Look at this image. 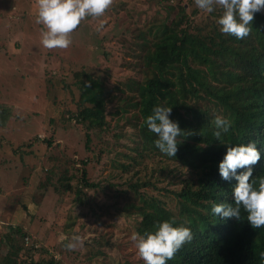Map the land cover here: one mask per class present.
I'll use <instances>...</instances> for the list:
<instances>
[{"label": "rangeland", "instance_id": "obj_1", "mask_svg": "<svg viewBox=\"0 0 264 264\" xmlns=\"http://www.w3.org/2000/svg\"><path fill=\"white\" fill-rule=\"evenodd\" d=\"M157 2L114 0L103 16L81 22L69 48L47 49L41 43V30L46 29L36 23L37 6L30 0H0V104L11 107L16 117L10 119L8 130L0 128V264H20L23 259L26 264H117L119 258L135 253V245L127 241L140 219L129 213L138 199L127 185L162 179L174 165H166L162 174L150 164L147 169L134 167V174L119 178L116 168L125 159L115 157V151L136 156L130 149L140 143L137 126L130 125L128 113L115 115L120 106L115 99L105 107L104 131H86L78 122L86 106L78 102L73 73L82 69L110 90L135 76L141 32L166 16L165 3ZM169 3L176 5V0ZM192 21L206 29L216 25L207 12ZM86 42H91L89 48ZM97 146L113 152L97 161ZM84 160L88 181L99 183L96 190L81 182ZM63 174L71 181L61 178ZM143 191L164 199L163 190L149 186ZM17 227L23 237L14 234ZM73 235L82 238V246L66 250L64 238Z\"/></svg>", "mask_w": 264, "mask_h": 264}, {"label": "trees", "instance_id": "obj_2", "mask_svg": "<svg viewBox=\"0 0 264 264\" xmlns=\"http://www.w3.org/2000/svg\"><path fill=\"white\" fill-rule=\"evenodd\" d=\"M30 1L37 6L36 0ZM169 2L158 0L160 5L165 3L166 16L162 20L154 19L141 32L136 75L128 76L122 86L110 90L104 81L93 78L86 71H74L75 85L80 91L78 102L86 106L79 112L78 122L88 132H103L107 125L105 107L116 99L115 104L120 106L115 115L123 117L128 113L129 121L132 120L130 125L137 126L140 140L137 147H128H132L130 150L135 157L115 151V157L121 155L125 159L119 163L120 168H116L120 169L119 178L134 174V167L147 169L150 164L158 167L154 171L162 174L167 170L166 165H174L162 179L127 185L138 199L137 205L129 207V213L140 218L134 233L154 232L156 223L172 218L176 219L174 226L190 227L193 239L167 264H264L260 257L264 252V227L252 228L243 209L240 220L221 218L211 211L213 203L234 205L233 189L238 182L234 178L222 179L218 169L228 147L255 142L260 160L251 166V179L258 181L264 177V10L254 14L250 25L252 33L238 40L220 31L217 20L223 10L219 6L207 13L216 25L211 23L206 29L192 21L195 15L205 13L196 7L195 0H176V5ZM90 44L85 43L87 48ZM80 46L86 50L84 44ZM89 54L87 49L86 56ZM113 93L117 97L114 98ZM158 106L172 107L169 119L177 122L184 133L177 137L180 143L174 157L159 152L154 144L157 137L145 123ZM217 115L232 124L220 140L213 136V120ZM10 119H16L11 107L0 104L1 131L8 130ZM90 140L87 134L86 150ZM96 151L99 161L113 149L97 146ZM81 164L84 188L98 189L99 183L88 181L87 161ZM243 171L245 169H238L236 174ZM172 174L173 180L169 179ZM61 178L71 181L64 174ZM163 184L170 189L162 187ZM149 186L158 192L163 190L164 199L148 196L143 189ZM64 190H70L69 185ZM14 234L23 237L19 227ZM5 236L9 242L13 240ZM127 244L135 245L132 240ZM26 251L29 255V250ZM135 253L119 258L117 264H145L142 260L134 261L139 257L136 248ZM20 264H26V260Z\"/></svg>", "mask_w": 264, "mask_h": 264}, {"label": "clouds", "instance_id": "obj_3", "mask_svg": "<svg viewBox=\"0 0 264 264\" xmlns=\"http://www.w3.org/2000/svg\"><path fill=\"white\" fill-rule=\"evenodd\" d=\"M114 0H36L38 14L36 23L42 24L41 43L47 49H67L72 44L71 34L88 16L101 17L113 5ZM198 9L207 13L219 6L223 11L217 23L220 31L243 40L252 33L251 22L254 14L264 10V0H195ZM172 107H155L145 123L156 135L155 147L161 154L174 157L178 151V136L184 133L177 122L169 119ZM213 136L220 140L222 134L231 128V121L223 116H215ZM260 160V152L255 142L245 146L239 144L228 147L226 155L219 163V175L224 180L234 178L238 183L233 189L234 205L213 203L212 213L221 218L240 220L241 209L247 213V222L252 228L264 227V177L252 178V167ZM238 169H245L237 175ZM187 223V221H185ZM176 225V219L165 220L154 225V232L143 235L133 233L131 240L135 243L139 256L145 264H167L175 258L176 253L193 239L190 227ZM64 247L75 250L82 246V238L73 235ZM24 243V242H23ZM264 260V252L260 253Z\"/></svg>", "mask_w": 264, "mask_h": 264}, {"label": "built area", "instance_id": "obj_4", "mask_svg": "<svg viewBox=\"0 0 264 264\" xmlns=\"http://www.w3.org/2000/svg\"><path fill=\"white\" fill-rule=\"evenodd\" d=\"M23 242H24V245L27 246L29 244V239L25 238Z\"/></svg>", "mask_w": 264, "mask_h": 264}]
</instances>
